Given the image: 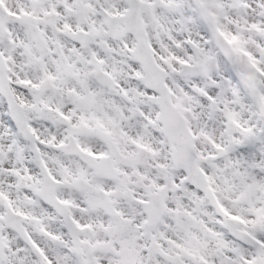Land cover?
Listing matches in <instances>:
<instances>
[{"label":"snow or ice","instance_id":"snow-or-ice-1","mask_svg":"<svg viewBox=\"0 0 264 264\" xmlns=\"http://www.w3.org/2000/svg\"><path fill=\"white\" fill-rule=\"evenodd\" d=\"M0 264H264V0H0Z\"/></svg>","mask_w":264,"mask_h":264}]
</instances>
